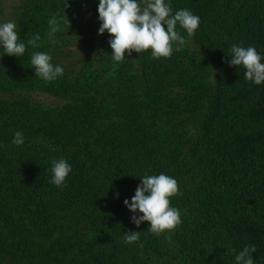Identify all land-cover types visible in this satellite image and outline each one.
<instances>
[{"label":"trees","instance_id":"16d2710c","mask_svg":"<svg viewBox=\"0 0 264 264\" xmlns=\"http://www.w3.org/2000/svg\"><path fill=\"white\" fill-rule=\"evenodd\" d=\"M170 3L199 16L195 35L178 26L186 43L170 58L126 52L119 64L97 34L96 0H21L10 13L0 3V23L25 43L41 37L0 58V264H233L250 244L264 264V85L226 58L233 45L264 55V0ZM53 15L69 23L49 36ZM34 51L64 75L35 77ZM60 158L73 168L65 187L51 183ZM146 173L182 193L170 204L181 223L160 236L124 206ZM128 231L140 241L125 243Z\"/></svg>","mask_w":264,"mask_h":264},{"label":"clouds","instance_id":"9594fccd","mask_svg":"<svg viewBox=\"0 0 264 264\" xmlns=\"http://www.w3.org/2000/svg\"><path fill=\"white\" fill-rule=\"evenodd\" d=\"M100 27L98 35L109 37L108 45L112 52V62L119 64L125 61V54L132 52L142 54L150 52L151 58L159 60L170 58L175 50L185 45L183 35L177 30L179 26L187 36L195 35L201 23L199 16L188 9H180L173 13L170 0H96ZM62 16L53 15L49 21V36L61 31ZM14 22L0 23V58L4 56L20 58L28 48L40 47L41 37L37 34L24 42ZM226 56V55H225ZM227 60L228 66L244 69V78L254 85H264V55L255 47L233 45ZM52 56L46 52L34 51L30 57L34 76L44 82H54L64 75V68L53 64ZM12 143L17 147L25 143L22 132L14 134ZM72 165L65 158L51 161V183L57 187H65L66 180L72 173ZM140 183L131 199L124 200V206L132 213L131 222L136 228L147 222L153 235L160 236L166 231L175 229L181 223L178 208L171 207V198L181 195L178 181L166 174L148 175L139 179ZM119 198V193H116ZM141 233L128 231L124 233L127 244H136ZM143 246L142 244L140 245ZM255 245H246L235 255L233 264H255L253 253Z\"/></svg>","mask_w":264,"mask_h":264},{"label":"rangeland","instance_id":"374dc122","mask_svg":"<svg viewBox=\"0 0 264 264\" xmlns=\"http://www.w3.org/2000/svg\"><path fill=\"white\" fill-rule=\"evenodd\" d=\"M21 0H0V3L3 4L5 10H6V13H10L11 11V8L15 5H17ZM2 17V16H0ZM5 16L2 17L1 20H5ZM35 100H39V101H42L44 102L45 104L47 105H51V104H54L56 103V100L50 96H46V95H36Z\"/></svg>","mask_w":264,"mask_h":264}]
</instances>
